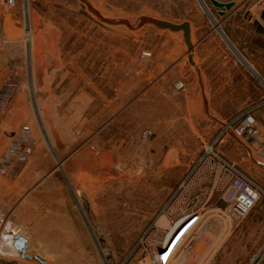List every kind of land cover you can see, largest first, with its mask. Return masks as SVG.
Masks as SVG:
<instances>
[{
  "label": "rangeland",
  "instance_id": "374dc122",
  "mask_svg": "<svg viewBox=\"0 0 264 264\" xmlns=\"http://www.w3.org/2000/svg\"><path fill=\"white\" fill-rule=\"evenodd\" d=\"M50 2L52 6L43 2L32 16L29 0L32 33L28 40L33 60L29 65L23 62V79L18 80L14 97L25 93L30 115L37 116L41 108L53 118L57 131L63 121L71 129V137L61 139L76 141V150L66 161L54 163L61 182L79 191V197L70 193L68 216L60 226L56 216L53 219L54 233L61 237L42 241L40 249L30 248L26 253L40 256L47 264H151L167 231L179 218L164 209L174 203L178 215L201 210L211 222L216 245L210 249L196 242L204 257L201 264H257L256 260L264 264V221L251 224L248 216L243 221L223 222L214 210L226 205V177L199 163L205 146L215 137L208 134L209 127L206 134L198 121L183 118L182 111H187L182 109L187 101L183 93L190 84L188 69L195 68L189 64L190 48L183 30L161 28L153 22L189 21L195 32L199 28L198 36L203 37L199 61L209 77L208 86L218 88L210 96L214 111L206 110L203 115L207 125L220 129L229 118L242 116L264 101V0H237L225 15L208 0L207 7L203 0ZM16 6L20 8L21 32L18 43L12 40L10 44H20L25 60L21 0H16ZM14 7L6 10L0 6V10ZM43 26L52 28L41 37L56 35L65 42L63 63L56 66L61 73L58 89L63 92L56 97L39 96L38 87L45 92L50 79L41 81L40 86L34 75L33 42ZM198 40L194 35V41ZM0 44L7 45L6 39ZM143 50L152 51V56L142 57ZM10 52L17 54V50ZM233 62H237V87L230 98L228 85L223 83L219 89L222 82L216 73L222 69L229 72ZM180 81L185 87L174 91ZM80 89L87 91V97L70 95ZM202 103L206 105L204 100ZM263 107L256 109L262 118L259 121H264ZM81 114L82 118L76 119ZM146 127L153 135L144 139L141 131ZM228 136L236 146L234 151L223 150V144L215 148L247 170L264 189V159L252 153L246 140ZM5 146L0 142V153ZM44 253L49 256L40 255ZM13 258L9 260L14 264H43L25 256ZM170 264L197 263L189 253H183Z\"/></svg>",
  "mask_w": 264,
  "mask_h": 264
},
{
  "label": "crops",
  "instance_id": "0c3cea01",
  "mask_svg": "<svg viewBox=\"0 0 264 264\" xmlns=\"http://www.w3.org/2000/svg\"><path fill=\"white\" fill-rule=\"evenodd\" d=\"M50 1L51 0H32V16H34V13L37 11L36 8L43 4V2L48 6H52ZM49 28L52 27L43 26L40 28L36 36L37 39L33 42V48L36 50L34 68L35 80L41 86V81L50 79L49 87L47 86L45 92L41 87H38V90L40 91L39 96L41 97H56L60 96L63 92V88L58 89L60 83H57V79L61 73L60 70L59 72L56 71V66L63 63L62 50L65 42L63 43L61 38L59 40L56 35L47 38L44 36L41 37V34ZM20 32L19 6L14 7L10 11L0 10V41L2 38L7 41V45L3 44L1 46L0 44V49L4 50H0V83L6 80L18 81L23 79V49L20 44H10L12 40L18 43L17 37ZM198 34L199 28H196L195 32L193 24L191 23V42L193 44V49L189 50L188 56H190L189 64H191L192 68L194 66L196 69L193 68L194 72L192 69H188L189 73L187 76L190 80V84L189 88L183 93L184 97L187 98V101L183 102L182 106V109L187 111H182V114L183 118L196 120L199 122L200 126L203 125L202 130H204V133L206 134L207 132L205 131L209 127L208 134L213 137L215 136L213 140V142H215L219 137L222 127L218 129V126H212V124L207 125V120L204 118L203 114L206 110L211 111L212 109L214 111L213 106L211 105L210 96L215 95L218 88H211V86H208V82H210L209 77L199 61V54L201 51L199 46L202 44L203 37H199ZM194 35L199 38L198 41H194ZM10 50H17L16 56H12L13 53L10 52ZM236 63L237 62L230 63L228 68L229 72H227V70L224 72L222 69L221 71L218 70V73H216V75H218L217 80L222 82L219 85V89L223 83L224 86L228 85V94L230 98L236 91L237 87L236 80L238 69ZM226 64L227 62L225 65ZM41 65H47L49 67L41 69ZM245 80L247 83H250V79L247 76H245ZM75 91L76 90H73L70 95L76 98L78 96L87 97V91L82 92V89ZM26 97V94L22 92L16 94L6 110V113L0 120L1 143L7 145L13 133H15L24 123H27L33 128L36 139H38L34 154L25 164L17 167L10 176L0 174V259H6L5 262L0 261V264H14L9 259L14 261L13 257L21 256L12 243L15 234L21 235L26 239V251L30 248L33 250L40 249L42 241L52 242L59 239L61 235H55V223L53 219L56 216V224L60 226L62 220L67 218L71 206L70 193H72V188L66 187V185L61 182L59 178L60 174H57V168L55 167L54 162L55 160L66 161V159L71 158L78 143L71 139L68 141H63L61 139L62 136L70 138L72 135L71 129L69 126H66L64 121L61 123L60 129L57 127V131L53 118H49L47 114H43L41 108L37 116H35L36 114L33 112L32 115H30ZM203 100L206 105L202 103ZM255 106L247 110V113L260 120L262 119L261 115H259L260 113L255 109ZM103 109L104 108H102V112ZM81 118L82 114L77 116L76 119ZM231 119L232 118H229L228 121ZM262 121L260 122L264 129V121ZM75 123L78 124V121H75ZM44 130L45 134L52 142V148L45 139ZM75 130L77 131L78 128L76 127ZM96 132L97 131L91 132L90 138L95 136L94 134ZM78 134L79 133H75L76 136H78ZM1 137H4V139ZM225 140L226 142L224 141V143L226 144L222 143L224 146L223 150L226 148L229 150L228 152L231 153L236 149V146H234L235 144L228 138H225ZM226 207L227 204L214 207V210L218 211L220 218L223 217V210ZM164 209L166 214L175 218H180L182 215L179 214V216L177 214V207L174 203L166 205ZM187 213L184 211V214ZM247 217L248 219L250 218L251 224L257 225L261 223L260 220L264 221V202L259 200L251 213L244 218ZM244 218L238 220L243 221ZM46 219L48 220L45 221ZM45 225L46 227H44ZM40 255H44V257L49 256L48 253ZM181 255L182 254H179L176 257L179 258ZM58 256H62V253L59 252ZM43 264H47V262Z\"/></svg>",
  "mask_w": 264,
  "mask_h": 264
},
{
  "label": "built area",
  "instance_id": "2783aa9c",
  "mask_svg": "<svg viewBox=\"0 0 264 264\" xmlns=\"http://www.w3.org/2000/svg\"><path fill=\"white\" fill-rule=\"evenodd\" d=\"M203 1L207 7V3L205 0ZM218 1L237 2V0ZM15 5L16 0H0V6L5 7L6 10ZM21 7L23 29L21 42L24 47V61L29 65L32 64L33 60L32 45H30V40H28L29 34L32 33V28H30L29 0H21ZM141 55L145 58L150 57L152 56V51L143 50ZM184 87L185 84L182 81L177 82L174 86V91L183 89ZM18 88L19 82L17 80H6L0 85V118L5 113ZM261 106H264V101L256 104L255 109ZM244 116L245 118L238 124L237 121ZM262 129V123L249 113H245L242 116H235L227 123H224L219 137L215 142L205 146L204 153L200 157L199 163L202 166L211 168L215 172L219 171L226 177L223 199L227 207L223 210V217L221 218L223 222L230 219H242L250 214L257 202L261 200L262 195H264V189L247 170L225 157L215 146L224 143V141L226 142L225 138L227 139L228 137L229 139L228 135L232 134V138L235 136L239 139L246 140L252 153L264 159V134ZM152 135L153 131L149 128L143 129L141 132V136L144 139L150 138ZM44 136L52 148V142L45 134V130ZM36 145L37 139L33 128L28 124H23L13 133L9 143L0 153V174L5 176L12 175L17 167L25 164L32 157ZM185 183L184 181L183 185ZM72 192L76 198L79 197V191L72 189ZM78 201L79 205L82 206L79 199ZM182 225H184L183 228L179 230ZM183 231L184 233L179 236ZM174 235L175 238L167 251L160 252L161 249H166L167 238L170 239ZM196 242H202L210 249L216 245V241L211 234V222L201 210L191 211L173 222L162 241L161 248L151 259V264H170L173 257L183 253H189L197 264H201L204 262V257L197 250ZM256 261L257 264L261 262V260Z\"/></svg>",
  "mask_w": 264,
  "mask_h": 264
},
{
  "label": "water",
  "instance_id": "95a60500",
  "mask_svg": "<svg viewBox=\"0 0 264 264\" xmlns=\"http://www.w3.org/2000/svg\"><path fill=\"white\" fill-rule=\"evenodd\" d=\"M208 1L212 4V6L218 9V13L220 15H225L228 11L232 10L236 5L235 1H231V2H220L218 0H208ZM148 20L153 21L152 19H148ZM153 22H155L161 28H169L175 31L183 30L184 38H185L187 45L189 46L190 49H193V44L191 42V24L189 21H186L182 24L171 23L168 21H153ZM12 243L14 247L18 250L21 256H25L27 258H34L42 263H46V261L40 256H37V255L33 256V255L26 253L27 242H26V239L22 237L21 235L15 234L13 236ZM163 251L164 250L161 249L160 252H163Z\"/></svg>",
  "mask_w": 264,
  "mask_h": 264
},
{
  "label": "bare ground",
  "instance_id": "6f19581e",
  "mask_svg": "<svg viewBox=\"0 0 264 264\" xmlns=\"http://www.w3.org/2000/svg\"><path fill=\"white\" fill-rule=\"evenodd\" d=\"M203 2H204V1H203ZM162 221L165 223V222H166V219H162ZM183 226H184V225H182V226L179 228V230H181V229L183 228ZM184 231H185V230H184ZM184 231L181 232V234H180L179 236H181V235L184 233ZM174 238H175V235H174L173 237H171L170 239L167 238V240H166V242H167V246H166V249H165L163 252L167 251V249H168V248L170 247V245L172 244ZM168 240H169V241H168Z\"/></svg>",
  "mask_w": 264,
  "mask_h": 264
}]
</instances>
